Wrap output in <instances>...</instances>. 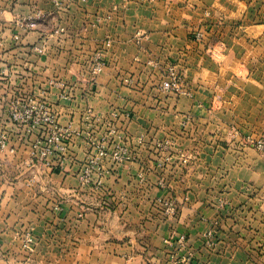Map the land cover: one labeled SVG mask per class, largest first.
<instances>
[{"label":"crops","instance_id":"obj_1","mask_svg":"<svg viewBox=\"0 0 264 264\" xmlns=\"http://www.w3.org/2000/svg\"><path fill=\"white\" fill-rule=\"evenodd\" d=\"M28 95L83 134L50 167L8 119ZM0 127V264H264V0H0ZM98 139L127 156L83 183Z\"/></svg>","mask_w":264,"mask_h":264},{"label":"built area","instance_id":"obj_2","mask_svg":"<svg viewBox=\"0 0 264 264\" xmlns=\"http://www.w3.org/2000/svg\"><path fill=\"white\" fill-rule=\"evenodd\" d=\"M56 6L59 5V0H53ZM36 16H28L26 18H20L16 25L26 29L35 25ZM14 39H18L17 33L13 34ZM44 46L36 47L38 53L44 51ZM103 66V61L99 54L93 56V60L90 66V73L97 75ZM167 78L161 82V87L165 91L176 92L179 90V75L172 68H169L166 73ZM8 119L12 124L19 125L26 129V133L29 131L37 132V138L27 142L28 157L33 160H38L46 166L50 167L54 162H60L63 153L68 146L77 138L83 137L81 130H73L70 126H62L56 120L55 114L51 111V108L44 102L37 100L28 95L23 98L17 97L13 100L8 107ZM111 127V125L109 126ZM8 130H0V151L13 152L15 149L13 146H9ZM110 131H113L111 128ZM106 141V140H105ZM244 144H249L264 156V133L255 137H246ZM95 157L87 159L85 161V167L83 173L80 175L83 183L89 178L90 171L95 165L100 163L103 159L110 157L114 164L120 163L127 156V148L125 145H117L110 143L104 144V140H101L100 144L95 145ZM100 160L99 161H97ZM160 206H163L164 214L171 215L175 212L174 203L171 200L157 198ZM26 242L30 243L32 237L26 235ZM184 243V236L179 238V244Z\"/></svg>","mask_w":264,"mask_h":264},{"label":"rangeland","instance_id":"obj_3","mask_svg":"<svg viewBox=\"0 0 264 264\" xmlns=\"http://www.w3.org/2000/svg\"><path fill=\"white\" fill-rule=\"evenodd\" d=\"M16 128H18V129H20L21 131H23L24 133H26V129L24 128V127H20L19 125H15V124H13ZM0 130H7L6 128H4V127H0ZM27 134V133H26ZM37 132H35V131H29V133L27 134V139H28V142H30L31 140H34L35 138H37ZM101 140L102 139H98L97 141H95L94 143H93V146L95 147V145L96 144H100L101 143ZM95 153H96V150H95V152L93 153V154H91V155H89V156H87V158L86 159H89V157L91 156V158H94L95 157ZM97 161H99L100 162V160H98L97 159ZM95 166H97V165H95ZM90 175V174H89ZM163 198H161V200H162ZM152 205L154 206V207H156V209H158L161 213H163L164 212V210H163V206L161 207L160 206V204H159V202H158V200L157 199H155V201H153V203H152ZM160 208V209H159Z\"/></svg>","mask_w":264,"mask_h":264}]
</instances>
